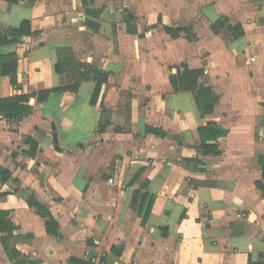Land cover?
I'll return each instance as SVG.
<instances>
[{"label": "crops", "instance_id": "1", "mask_svg": "<svg viewBox=\"0 0 264 264\" xmlns=\"http://www.w3.org/2000/svg\"><path fill=\"white\" fill-rule=\"evenodd\" d=\"M88 8L0 0V39L23 21L35 33L0 45V70L6 56L18 60V88L0 73V99L69 84L55 72L62 48L108 74L96 105L90 80L23 116L0 115V215L10 226L0 264H264V0H102L99 19ZM222 17L244 35L214 34ZM182 64L203 70L219 98L213 113L174 91ZM102 108L109 123L99 133ZM208 126L222 133L207 141L217 155L199 149ZM135 192L153 200L145 226Z\"/></svg>", "mask_w": 264, "mask_h": 264}, {"label": "trees", "instance_id": "2", "mask_svg": "<svg viewBox=\"0 0 264 264\" xmlns=\"http://www.w3.org/2000/svg\"><path fill=\"white\" fill-rule=\"evenodd\" d=\"M82 4L87 6V0H81ZM102 10L100 9H86V15L89 17L99 19L101 17ZM134 16L132 13L125 11L124 13V22L127 26V32L129 34H136V26L134 25ZM88 27L97 30L98 24L91 22L90 20L86 21ZM226 28L227 36L231 40L239 39L244 35L242 27L237 24L235 26L228 25V20L224 17L220 18L215 25L212 26V32L214 34H220L221 30ZM164 32L170 35L172 38H177L181 33H184L188 41L194 40V35L192 34L189 28H174L164 26ZM11 39L3 36L0 39V45L7 43H18L19 39L23 36H32L35 33L31 32L30 23L28 21H23L18 29H12L7 31ZM1 36V33H0ZM226 36V37H227ZM7 62L2 65L0 73L1 75L8 76L10 79V84L14 88H18L17 82V56L15 54H10L6 56ZM55 72L59 75L67 74L69 77V84L62 85L59 88H54L51 90H41L37 93L31 94H21L14 97L0 99V115L5 118H17L23 116L30 109V105L34 102H44L47 100L48 96L51 93L54 94H64L70 93L75 94L81 85L85 81H93L95 87L91 97L90 103L96 105L98 98L101 93L102 87L107 83L108 74L104 71L97 70L96 68L91 67L88 64L78 62L72 51L66 48L58 50V61L55 65ZM201 80V82H200ZM170 83L175 92L190 91L194 94L197 106L201 115H209L213 113L215 106L218 103V96L212 91L211 87L208 85L206 79H204V72L201 69L190 70L185 64H182L180 67L176 68V73L170 76ZM101 107V106H100ZM105 110L101 111V120L98 125V132L101 133L107 127L109 123ZM202 144L200 150L209 155H217L219 153L216 145L207 144L209 139H216L217 136H220L222 133L220 130H217L211 126L199 130ZM206 135V137H205ZM192 163H198L197 160H190ZM200 163V162H199ZM262 173L264 175V166H262ZM259 186V184H258ZM138 202V205H136ZM147 202V205H146ZM152 198L148 199L147 194H141L140 192H135L132 209L137 212L138 216L142 217L141 225L145 226L148 217L151 211ZM39 213L42 216L46 215L45 209L35 204ZM185 215V214H184ZM183 215V216H184ZM48 216V215H47ZM46 229L48 233L56 234L57 225L51 219L48 218L46 223ZM1 231H10V226L4 222L2 215H0V232ZM2 243L5 246V240H2ZM72 264H90L81 261L72 259ZM251 264V263H250ZM263 264V263H258Z\"/></svg>", "mask_w": 264, "mask_h": 264}, {"label": "rangeland", "instance_id": "3", "mask_svg": "<svg viewBox=\"0 0 264 264\" xmlns=\"http://www.w3.org/2000/svg\"><path fill=\"white\" fill-rule=\"evenodd\" d=\"M89 3L88 5H92L95 9H100L102 10L101 6H102V0H88ZM148 33V30H145V34ZM221 34L224 36H227V32H226V28L221 30Z\"/></svg>", "mask_w": 264, "mask_h": 264}]
</instances>
